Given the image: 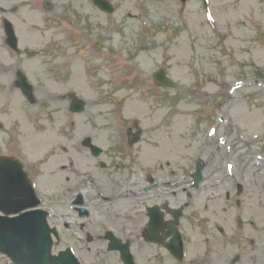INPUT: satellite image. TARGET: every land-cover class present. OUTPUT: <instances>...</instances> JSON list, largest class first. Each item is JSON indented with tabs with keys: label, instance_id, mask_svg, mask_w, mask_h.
<instances>
[{
	"label": "rangeland",
	"instance_id": "rangeland-1",
	"mask_svg": "<svg viewBox=\"0 0 264 264\" xmlns=\"http://www.w3.org/2000/svg\"><path fill=\"white\" fill-rule=\"evenodd\" d=\"M108 1L112 15L93 0H0V55L6 56L2 40L11 24L20 41L14 55L39 82L38 104L31 106L9 87L12 74L0 73V144L13 131L27 155L41 159L40 169L27 165L51 226L62 229L53 252L75 244L82 264L93 257L96 264H122L119 254L107 252L105 233L112 231L131 244L136 264H158L152 258L164 248L144 239L146 210L167 204L183 209L179 227L193 256L209 241L216 264H228L242 249L251 251L237 264H264L258 251L264 249V164L256 165L264 162V0ZM44 51L54 53V84ZM161 68L174 88L156 85L153 74ZM73 95L87 104L81 114L70 111ZM128 130L142 133L131 147ZM87 138L103 150L100 157L83 146ZM163 140L167 150L150 156ZM244 153L250 154L245 164ZM81 158L89 160L85 170ZM199 161L205 184L196 191L190 178ZM168 181L172 187H164ZM115 189L130 192L126 208L114 202L126 197ZM79 195L89 208L82 221L68 212ZM214 201L220 206L211 208ZM72 222L85 223L92 241L80 229L72 238ZM0 264L12 263L0 255Z\"/></svg>",
	"mask_w": 264,
	"mask_h": 264
},
{
	"label": "water",
	"instance_id": "water-1",
	"mask_svg": "<svg viewBox=\"0 0 264 264\" xmlns=\"http://www.w3.org/2000/svg\"><path fill=\"white\" fill-rule=\"evenodd\" d=\"M96 4L104 11L112 13L113 8L105 0H95ZM157 83L161 86H171L173 83L165 77L161 70L155 75ZM83 101H75L72 106L74 113L85 110ZM140 139V134L132 135L130 143L134 144ZM87 139L85 145H90ZM94 154L98 155L100 149L94 147ZM202 167L199 165L194 175L197 181L201 180ZM6 187L0 189V211L11 218L0 217V252L7 255L16 264H79L70 250L62 252L58 257L52 256L53 240L51 234L55 233L48 226V213L42 210L28 211L40 205L36 194L29 182L25 181L22 174L14 170L5 173ZM155 221L152 223L154 228ZM155 231L156 229H152ZM56 234V233H55ZM121 249H128L123 247ZM124 259L127 264L132 260L129 250H124Z\"/></svg>",
	"mask_w": 264,
	"mask_h": 264
},
{
	"label": "flooded vegetation",
	"instance_id": "flooded-vegetation-1",
	"mask_svg": "<svg viewBox=\"0 0 264 264\" xmlns=\"http://www.w3.org/2000/svg\"><path fill=\"white\" fill-rule=\"evenodd\" d=\"M2 62L0 64V68H2L3 72L5 74H12L13 76V81L11 82V87H13L14 89L19 91L20 85L18 82V75L19 73L22 71V67L24 66V60H22L20 58V56L16 57V55L13 54V56H9V60L5 59L4 60V64L3 66ZM52 65H53V75L52 76V83L54 84V60L52 61ZM34 92H38L37 87L34 88ZM31 106L37 105L38 101H36V103L32 104L29 103ZM35 117H38L39 115L37 113H33L32 114ZM1 146V145H0ZM2 148L0 149V158H11V159H16L17 161H20L21 163H23L24 167L28 170V165L31 167H34L35 170L38 168L36 160L33 159L31 157V160L28 162L27 161V156H26V152L24 149L21 148V144H19L14 135H12L11 137L8 136V138L2 142ZM28 164V165H27ZM34 164V165H32ZM80 197L77 198H73L71 199L70 203H71V209L70 212L72 214L76 213L80 216V214L76 211V205L75 203L79 200ZM169 213V212H168ZM168 215V214H167ZM166 217V216H165ZM164 217V218H165ZM168 221V219H167ZM80 231H83L86 236V239L88 242L92 241L91 235L90 233H88V231L86 230V226H84L83 224L80 225ZM70 236H72L74 233H76L74 228H70ZM167 231V228L164 227L159 233L160 236H164L165 232ZM73 238V236H72ZM71 237H69L70 241H73ZM169 240V239H168ZM168 240H166V242H164L163 244H161V246L164 249H158V253L159 255L157 256H153L152 260L155 262H158V264H188L187 262H189L190 264H216L215 263V257L213 255L214 253V249H196L197 253L191 254V249H184L183 251V259L180 260V257L176 254V250L175 249H169L168 246L166 244H168ZM209 244V243H208ZM75 245V244H73ZM250 249H242V250H238L236 254H234L231 259H228L227 262L228 264H232L233 262L236 263H242L243 260H245V255L247 252H250ZM259 253H264V249H259L258 250ZM165 253L166 255V259L164 258L163 254ZM95 261L94 257L93 259L89 262V264H93ZM95 264V263H94Z\"/></svg>",
	"mask_w": 264,
	"mask_h": 264
},
{
	"label": "bare ground",
	"instance_id": "bare-ground-1",
	"mask_svg": "<svg viewBox=\"0 0 264 264\" xmlns=\"http://www.w3.org/2000/svg\"><path fill=\"white\" fill-rule=\"evenodd\" d=\"M149 50V48L147 47V48H145V52L146 51H148ZM120 67L121 68H124V67H127V66H125V65H120ZM128 68H129V70H130V72H132L133 74H135V73H138L137 72V69L140 71V68L138 67L137 69H136V67L135 66H128ZM143 68L144 69H147V67H146V65H143ZM80 81H81V78H80V76L79 75H77L76 76V80H75V83H80ZM159 143L161 144V147L160 148H157V147H155V148H153V149H151V153H150V156H157L160 152L162 153L163 151H166L167 150V148H168V146H169V143L167 142V141H159ZM170 145H172L173 146V148H176L177 147V145H176V143L175 142H172V143H170ZM239 153H240V151H239ZM250 154L248 153H244L243 154V156H242V159H243V164H245V162L244 161H246V160H248V158L250 157L249 156ZM153 159V158H152ZM151 158H150V160H152ZM88 162H89V160L88 159H85V158H81L80 160H79V164H81L80 165V168L82 169V170H85L86 168H88ZM253 162V160H251V162L250 163H252ZM263 164H264V162H262L261 164L259 163V165L258 164H256L257 166H259V167H262L263 166ZM150 163L148 162L147 164H145V165H143V168H145L146 170H148L149 169V167H150ZM245 168H247V166H245ZM237 170H239V167L237 166ZM111 191V190H110ZM109 191V192H110ZM116 193H115V195L116 194H123L124 196H126V197H118V198H115V200H114V202L116 201L118 204H117V207L119 208L120 206L121 207H127V205H128V201H127V199L129 198V194H130V192L129 191H127V190H124L123 191V193H122V191H117V189H115L114 190ZM110 202H113V199H111V200H109ZM218 203H219V206H220V202L219 201H214V202H212L211 203V208L212 207H215L216 205H218ZM263 207H262V206ZM261 205H259V207L260 208H264V204L262 203ZM122 209V208H121ZM211 210V209H210ZM143 220H144V217H142V216H138L137 217V224L138 225H140V224H142L143 223Z\"/></svg>",
	"mask_w": 264,
	"mask_h": 264
}]
</instances>
